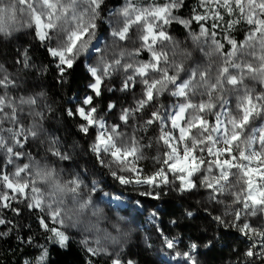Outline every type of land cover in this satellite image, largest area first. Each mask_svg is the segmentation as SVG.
I'll return each mask as SVG.
<instances>
[{
    "label": "clouds",
    "instance_id": "1",
    "mask_svg": "<svg viewBox=\"0 0 264 264\" xmlns=\"http://www.w3.org/2000/svg\"><path fill=\"white\" fill-rule=\"evenodd\" d=\"M183 2L175 0L184 23H176L181 19V15H176L170 17V23L165 26L153 13L165 4L171 7L169 0H164V4L158 0H103V10L96 14L88 0H71L70 3L65 0L62 8L68 7L71 11L75 7L85 24L96 25L87 42L90 51L83 54V61L77 66H82L86 79L74 90L73 71L61 78L57 71V74L51 73L48 63L42 60L39 64L33 61L31 67L25 68L18 58L14 63L8 56H0V139L6 142L9 137L4 133L17 128L22 118L27 121L29 130L37 132V139L28 151L49 168H55L56 178L61 182L79 177L82 186L71 199L91 203L86 211H77L72 216L66 214L65 227L73 238L79 239L84 249L91 246L101 253L110 252L118 245L126 247L130 242V238L113 242L109 234L119 237L120 230L113 233L102 228L103 218L91 214L92 208L101 209L97 206L98 201L111 185L122 187L111 173L127 168L131 160L117 163L111 155L116 149L122 153L135 150L131 159L147 168L149 173L169 172V166L177 160L192 167L199 165L197 187L193 194H185L187 204L183 206L195 205L194 213L202 211L208 215V220L200 221V231L217 241L221 224L211 217H222L231 223L232 218L227 214L240 211L236 207L237 197L243 199L247 194L241 168H226L230 179H220L221 173L215 163L217 150L222 151L228 146L225 140L239 135L240 139L231 145L237 156L241 152L250 156L264 155L261 144L264 138V58L260 49L251 52L245 49L239 58H226L214 44L216 37L208 35L193 41L191 37L199 35V29L185 27V24L191 25V15L188 8H182ZM205 6L215 7L211 3ZM41 7L40 3L36 4L37 9ZM191 8L195 9L196 4ZM0 21L5 26V30H0V48L15 47L20 33L35 40L30 34L29 9L20 0H0ZM174 25L182 26L183 32L175 30ZM63 27L68 28V25ZM150 28L169 33L171 39L152 38L150 44L145 40ZM120 33L125 34V39H120ZM61 34L58 30L53 39ZM233 38H236L235 33ZM92 44L95 47H91ZM145 51L149 52L148 59L143 58ZM152 53L159 56L158 62ZM80 55L78 51L77 56ZM235 65L243 68L250 65L255 71L241 72ZM225 66L230 69L227 74L223 73ZM90 67L106 81L104 94L95 97L94 105L84 104L91 94L89 85L95 82L94 78L89 79ZM233 76L238 83H230ZM53 80L55 86H52ZM125 83L138 87L135 90L131 86L124 88ZM69 89H72L71 95ZM150 90L152 100L148 99ZM57 92L63 99L57 97ZM249 101L256 108L255 115L249 124L238 128L236 125L243 119V110L249 107ZM81 107L97 109L95 120L98 123L94 134L85 135L80 131L82 124L77 119L78 112L69 116L71 109ZM123 116L128 117L127 121L121 119ZM100 121L105 122V128H100ZM83 126L90 127L86 123ZM100 137L111 139L107 145H100L103 154L97 156L95 148ZM52 151L63 152L68 159H58ZM186 155L187 161H184ZM193 156L196 157L195 164H192ZM238 163L245 164V161ZM169 175L168 187L172 192L168 197L181 205L179 177L186 176L187 172L177 170ZM217 179H220L218 189L210 190L209 184H216ZM92 181L97 182L95 186ZM44 187L46 189L47 185ZM71 206L76 207L75 203ZM36 235L44 238L42 232ZM211 243L208 239L203 247L208 249ZM50 244L52 242L47 241L32 246L49 248Z\"/></svg>",
    "mask_w": 264,
    "mask_h": 264
},
{
    "label": "snow or ice",
    "instance_id": "2",
    "mask_svg": "<svg viewBox=\"0 0 264 264\" xmlns=\"http://www.w3.org/2000/svg\"><path fill=\"white\" fill-rule=\"evenodd\" d=\"M64 2L65 0H33L32 3H29V0H20V3L29 9L31 20L29 27L34 39L44 46L49 56L54 58L55 69L61 78L72 73L71 70L82 63L83 54L90 51L87 42L92 35V30L96 27L92 23L85 24L77 8L73 7L71 11L68 7L62 8L61 5ZM68 2L70 3L71 0ZM158 2L164 4V0H158ZM37 3L42 5L40 9L36 8ZM88 3L92 5L93 14L103 10V0H88ZM169 3L171 7L165 4L164 7L158 8L153 15L157 16L165 26L170 23V17L176 15H181V19L176 23H184L182 14L176 9L175 0H169ZM209 3L214 4L215 7L205 6ZM195 4V9L189 8V0H184L182 5V8L189 9L191 15V25L185 24V27L190 30L199 29V35H192L193 41H199L202 37L212 35L216 37L214 44L217 50L226 58H239L243 50L247 49L251 52L256 48L260 49L262 58H264V0H195ZM21 10L23 11V9ZM64 25H68V28H64ZM0 30H5L2 21H0ZM58 30L62 34L57 39H53ZM238 31L241 32L242 38H233V34ZM114 35L116 34L114 33ZM119 37L125 39V34L120 33ZM152 38L171 39L169 33L156 32L150 28L149 37H145V40L151 44ZM91 47H95V45L92 44ZM78 51L81 53L80 56H77ZM14 55L23 67L32 66L33 61L29 47L17 48ZM142 55L144 59H148L149 52L145 51ZM152 56L157 62L159 61V56L156 53H152ZM15 62L16 60H14ZM235 68L241 72L255 71L250 65L247 68L235 65ZM229 72L230 69L225 66L223 73ZM89 73L91 74L89 79L94 78L95 82L89 85L91 94L84 100V104L94 105L95 97L104 94L106 81L97 75L95 68L90 67ZM33 75H35L34 72ZM230 83L236 84L238 80L233 76L230 78ZM130 86L133 90L138 87V85L129 83L123 85L124 88ZM148 99H153L151 90L148 92ZM107 107L106 104L105 109ZM243 111V119L236 125L238 128H243L251 122L256 108L249 101V107ZM77 112V119L82 124L80 131L85 135L94 134L98 123L95 120L97 109L95 107L90 110L84 107L78 110L73 108L69 111V116L75 115ZM20 119L21 123L17 128L4 133L9 137L8 140L5 142L0 139V145H2L0 146V241L7 242V239L15 234V239L20 244L30 246L36 244L34 236L27 233L21 235L25 228H33V224L28 223V220L32 219L36 228L41 230L47 241L60 248H68L71 245L72 237L65 227V215L72 216L77 211H86L91 202L71 199L76 197L82 186L79 177L61 182L56 178L55 168H49L39 161L37 156L28 151L32 148L33 141L37 139V132L29 130L27 121ZM121 119L127 121L128 117L123 116ZM85 123L90 127L83 126ZM99 126L103 129L106 124L100 121ZM109 139L111 137L108 139L99 138L95 148L97 156H102L100 145H107ZM239 139V135H236L225 140L224 143L228 146L222 151L217 150L215 163L221 173L220 179L225 181L230 179L229 174L225 171L226 168L233 170L237 167L241 168L247 185V194L243 196V199L237 197L236 207L240 211L227 214L232 218L231 223L222 217L212 216L211 218L214 222L221 224V235L226 229L235 230L248 242L242 253L243 264H264V163H262L264 155L255 153L254 149L253 156L247 152H241L237 156L231 145ZM261 144L264 146V138L261 139ZM52 155L58 159H68L60 151H52ZM111 155L120 164L131 160L127 168H122L119 172L114 171L111 175L122 187L131 188L138 193L139 197L143 198V200H138L137 204L142 203L147 209L151 202L152 210L148 214L149 222L152 223L163 246L171 250L172 259L176 261V264H200L198 254H205L199 253L200 245L196 240H190L181 247L183 242L179 235L173 236L171 230L157 227L158 217L166 214L162 212L157 202L163 201L172 192V189L168 187L171 181L169 172L177 170L187 172L186 176L179 177V197L182 202L181 218L189 221L196 219L197 214L192 211L195 205L187 207L183 205L187 204V201L184 200L185 194H193V190L197 187L196 172L199 171V165L192 167L177 160L176 163L169 166V172L161 170L149 173L147 168L131 159L135 155V150L122 153L120 149H116ZM26 159L28 162H25ZM239 160H244L245 164H239ZM184 161H187V155L184 157ZM195 161L196 157L193 156L192 164H195ZM99 162L103 164V160ZM161 177L163 178L161 179ZM220 179H217L216 184H209V189H218ZM96 183V181H92L93 186ZM73 203L76 207L71 206ZM91 214L93 217L103 218L101 209L92 208ZM169 223L178 225V219H170ZM160 224H163L162 220ZM113 229H119L118 224L113 225ZM119 230V237H111L109 234L113 242L117 239L127 240L131 237V230ZM209 239L212 240V243L208 245V249L212 251L216 248V241L211 237ZM81 243L87 242L81 241ZM144 243L146 247H152L147 238L144 239ZM37 249L39 255L31 260H24L23 264H48V248L42 245ZM85 251L88 253L87 264H99V261L95 259L98 256L107 257L105 264H138L135 259L126 254L125 247L119 245L110 252L105 250L101 253L98 248L91 246L87 247Z\"/></svg>",
    "mask_w": 264,
    "mask_h": 264
},
{
    "label": "trees",
    "instance_id": "3",
    "mask_svg": "<svg viewBox=\"0 0 264 264\" xmlns=\"http://www.w3.org/2000/svg\"><path fill=\"white\" fill-rule=\"evenodd\" d=\"M195 3V0H189V8ZM173 28L179 33L183 32L182 26L174 25ZM245 30V29H244ZM236 38L241 39V32H237ZM24 47H29L30 54L32 56V61H35L37 64L42 60L45 63H48L51 73L57 74L55 69V61L49 56L44 47H41L37 40H27ZM10 48V47H9ZM9 48H0L5 56H8L9 59H13L15 52L10 51ZM3 56V55H0ZM39 57V59H38ZM73 71V90L80 84V82L86 79V74L82 71V66L78 67ZM52 86L56 85V81H51ZM81 92L83 87H81ZM69 95H71L72 89H69ZM57 97L63 99V96L60 92L56 93ZM112 192L122 194L126 191L118 186L111 185ZM136 199L143 200L141 197ZM158 205L162 208V212L165 220L178 219V225L174 226L175 234L182 236L184 240L188 242L190 240H196L200 245L199 253H204L205 255H199L200 264H243L242 253L245 250V244L248 243L244 240L243 236L237 233L235 230H224V234L221 235L220 230V239L216 241V248L212 251L205 249L203 245L210 238L208 233L201 232L199 228V223L201 220H208L209 217L206 213L202 211L197 212L196 219L194 221L184 220L181 218L182 207L176 200L166 197L163 201L157 202ZM151 204V202H149ZM28 223L33 224L32 229L25 228L21 235L27 233L30 236L35 235L36 243L39 240L44 242L45 239L36 235V233L41 232L40 229L36 228V225L33 223L32 219L28 220ZM113 225H117L114 223ZM138 233L132 228L130 239L136 240ZM157 243H155L156 245ZM146 248L143 250H138L139 258L137 260L138 264H161L157 258L151 257L147 258ZM48 264H87L88 253L83 249L80 243L71 240V245L68 248H60L56 245H50L48 248ZM39 255L37 248L27 244H20L19 241L15 239V234L12 237L7 239V242L0 241V264H23V261L28 259L31 260L35 256ZM99 261V264H105V261L102 258H95Z\"/></svg>",
    "mask_w": 264,
    "mask_h": 264
},
{
    "label": "rangeland",
    "instance_id": "4",
    "mask_svg": "<svg viewBox=\"0 0 264 264\" xmlns=\"http://www.w3.org/2000/svg\"><path fill=\"white\" fill-rule=\"evenodd\" d=\"M30 34L32 35V30ZM236 34L237 33H235V35ZM27 40H30L28 35L24 33H20L16 37V46L10 47L9 48L10 51L13 50V52H15L17 48H21L22 46L26 45ZM0 55L5 56L2 50H0ZM15 58L16 57L14 55L13 59L15 60ZM122 188L126 191V193L118 194L112 192L110 190L111 189L110 186V189L106 190L104 195L98 201L97 206L102 209V213H103V219L101 220V227L107 228L110 232L113 233L116 231L113 229L114 223H117L119 229L122 230H132L133 228L138 233V236L136 237V240L132 241L130 239V242L125 247V251L130 258H133L136 261L139 258L138 257L139 253L137 251L138 250L142 251L143 248H146L144 239L147 238L148 242L152 244L151 248L147 247L146 249L147 253L145 254L147 258H151V257L157 258L161 264H176V261L172 259L171 250H168L163 246L160 237L153 229L152 223L149 222L148 214L149 211L152 210L151 204H148L147 209H145L142 203L137 204V201L139 199L136 198L139 197V195L136 191L132 190L131 188H126V187H122ZM97 195H99V193H97ZM161 220L163 221L162 225L160 224ZM174 226L175 225L169 223L168 220H165L163 215L158 217L157 227L169 229L171 230V234H175ZM179 237L183 242L181 247H183V245H186L188 243V241L184 240L182 236ZM71 240H74L79 243L78 238L72 237ZM38 243H47V242L39 240ZM155 243L157 244L155 245ZM198 258H199V254H198Z\"/></svg>",
    "mask_w": 264,
    "mask_h": 264
}]
</instances>
